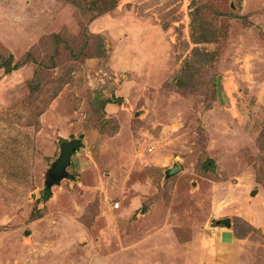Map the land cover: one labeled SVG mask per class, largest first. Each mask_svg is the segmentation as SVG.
<instances>
[{
	"label": "rangeland",
	"instance_id": "1",
	"mask_svg": "<svg viewBox=\"0 0 264 264\" xmlns=\"http://www.w3.org/2000/svg\"><path fill=\"white\" fill-rule=\"evenodd\" d=\"M92 1L0 0V264H264V0Z\"/></svg>",
	"mask_w": 264,
	"mask_h": 264
},
{
	"label": "water",
	"instance_id": "2",
	"mask_svg": "<svg viewBox=\"0 0 264 264\" xmlns=\"http://www.w3.org/2000/svg\"><path fill=\"white\" fill-rule=\"evenodd\" d=\"M83 143L80 139H72L69 141H65L61 145V152L60 157L53 165V167L49 171V177L55 180H59L62 177L68 175L66 167L70 164L72 155L74 154L75 150L82 147ZM180 170L178 165H175L173 168L167 171V177L175 174L177 171ZM223 223L226 225H230V220H224Z\"/></svg>",
	"mask_w": 264,
	"mask_h": 264
},
{
	"label": "trees",
	"instance_id": "3",
	"mask_svg": "<svg viewBox=\"0 0 264 264\" xmlns=\"http://www.w3.org/2000/svg\"><path fill=\"white\" fill-rule=\"evenodd\" d=\"M96 0H94V2H95ZM93 1H92V3H94ZM110 3V2H109ZM114 7V4H112V6H110V4H100V5H94V8L92 9V11L94 12V15H96V14H98V15H100V14H103V13H105L106 11H109L111 8H113ZM91 10V9H90ZM16 69V68H15ZM14 70V68H7V72H11V71H13ZM78 150V149H77ZM77 150H75V152L77 151ZM73 156V155H72ZM47 179H48V183L50 184V183H52L53 182V180L49 177V172H48V176H47Z\"/></svg>",
	"mask_w": 264,
	"mask_h": 264
}]
</instances>
